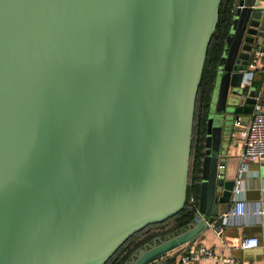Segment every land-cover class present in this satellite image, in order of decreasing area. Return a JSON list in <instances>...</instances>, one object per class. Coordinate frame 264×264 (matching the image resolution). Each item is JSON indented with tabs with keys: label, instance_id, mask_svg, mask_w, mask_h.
I'll list each match as a JSON object with an SVG mask.
<instances>
[{
	"label": "water",
	"instance_id": "1",
	"mask_svg": "<svg viewBox=\"0 0 264 264\" xmlns=\"http://www.w3.org/2000/svg\"><path fill=\"white\" fill-rule=\"evenodd\" d=\"M221 0H0V264H104L184 207L194 108ZM264 0H236L217 64L197 204L124 264H168L230 203L222 135ZM171 253L162 259L165 254Z\"/></svg>",
	"mask_w": 264,
	"mask_h": 264
},
{
	"label": "crops",
	"instance_id": "2",
	"mask_svg": "<svg viewBox=\"0 0 264 264\" xmlns=\"http://www.w3.org/2000/svg\"><path fill=\"white\" fill-rule=\"evenodd\" d=\"M254 80L259 82L257 93L264 106V73L258 72ZM248 106L252 108V104H245L244 108ZM238 107L242 106L238 105ZM249 113L250 111L240 112L237 115L247 120ZM222 144L224 148L220 157L225 164V178H233L237 184L232 201L218 205V213L211 223L218 222L221 215L230 211L234 207V202L239 199H243L246 203L245 213L238 217L230 216L221 237L214 233L211 223H208L195 239L182 245L180 249L184 250L189 245L205 244L216 254L235 256L242 264H260L264 261V160L249 161L246 169L240 170L243 163L240 159L242 143L239 130L233 124L232 133L222 135ZM191 197L192 195L189 201ZM250 235L258 237L259 245L253 248L242 247V239ZM170 254H165L158 259ZM180 255L181 253L168 264H209L204 260H189L180 263Z\"/></svg>",
	"mask_w": 264,
	"mask_h": 264
},
{
	"label": "trees",
	"instance_id": "3",
	"mask_svg": "<svg viewBox=\"0 0 264 264\" xmlns=\"http://www.w3.org/2000/svg\"><path fill=\"white\" fill-rule=\"evenodd\" d=\"M235 1L236 0H221V3L218 8L217 22L208 45L201 73L199 88L196 96L194 119L195 115L197 114L196 111H198L199 125L198 135L196 138L199 143L196 154L197 157H199V162L197 164L198 181L192 186V190H190L189 193L187 189L186 202L181 211L162 222L149 224L138 232L131 235L130 237H128L104 264H124L125 261L129 259L130 256L146 241L150 240L155 235L164 236L174 232L175 230L180 229L182 226L186 225L193 217L194 206L197 204L198 194L200 190L202 159L204 156L206 138V124L210 109L212 90L214 87L216 68L225 43V38L230 27L232 18V8ZM253 85L257 89L259 87V82L254 80ZM202 90L204 92L202 96L199 97ZM244 106L245 105L238 108L236 107V115L240 112H251L252 108L250 106H248L246 109L244 108ZM194 119L190 155L192 153V148L194 145ZM191 195L193 197L192 202L189 201V197Z\"/></svg>",
	"mask_w": 264,
	"mask_h": 264
},
{
	"label": "built area",
	"instance_id": "4",
	"mask_svg": "<svg viewBox=\"0 0 264 264\" xmlns=\"http://www.w3.org/2000/svg\"><path fill=\"white\" fill-rule=\"evenodd\" d=\"M258 72L264 73V36L256 37L251 44L242 85L246 88L252 86ZM255 99L247 120H244L241 115H236L233 119V125L238 128L242 143L240 159L243 163L240 166V170L246 169L249 161L264 160V106L257 93V89ZM192 201L193 197L190 198V202ZM245 210V201L243 199L236 200L234 207L230 211L222 214L218 222L211 223L214 233L218 237H221L229 217L232 215L235 217L243 215ZM258 245L259 239L256 235L246 236L241 242V246L244 248H253ZM189 260H204L209 264H242L235 256L231 254H216L205 244L189 245L184 250H181L180 263ZM260 264H264V261Z\"/></svg>",
	"mask_w": 264,
	"mask_h": 264
},
{
	"label": "rangeland",
	"instance_id": "5",
	"mask_svg": "<svg viewBox=\"0 0 264 264\" xmlns=\"http://www.w3.org/2000/svg\"><path fill=\"white\" fill-rule=\"evenodd\" d=\"M204 89V88H203ZM203 90L200 93L199 97L202 96L203 94ZM198 110V107H197ZM201 111V110H200ZM196 115H195V119H194V145L192 148V153L190 155V162H189V171H188V182H187V189H188V193L190 192V190H192V186L198 181V168H197V164L199 162V157H197V148H198V141H197V135H198V125H199V116H198V111H196Z\"/></svg>",
	"mask_w": 264,
	"mask_h": 264
}]
</instances>
